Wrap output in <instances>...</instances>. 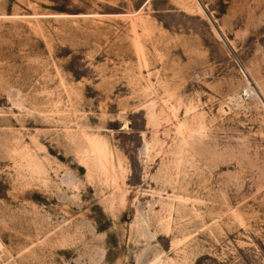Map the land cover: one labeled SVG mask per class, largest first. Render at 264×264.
Listing matches in <instances>:
<instances>
[{
    "label": "rangeland",
    "instance_id": "obj_1",
    "mask_svg": "<svg viewBox=\"0 0 264 264\" xmlns=\"http://www.w3.org/2000/svg\"><path fill=\"white\" fill-rule=\"evenodd\" d=\"M0 264H264V0H0Z\"/></svg>",
    "mask_w": 264,
    "mask_h": 264
},
{
    "label": "bare ground",
    "instance_id": "obj_2",
    "mask_svg": "<svg viewBox=\"0 0 264 264\" xmlns=\"http://www.w3.org/2000/svg\"><path fill=\"white\" fill-rule=\"evenodd\" d=\"M101 149V148H100ZM99 151V150H98ZM102 151V150H101ZM97 152V151H96ZM100 152V151H99ZM102 159V158H101Z\"/></svg>",
    "mask_w": 264,
    "mask_h": 264
}]
</instances>
